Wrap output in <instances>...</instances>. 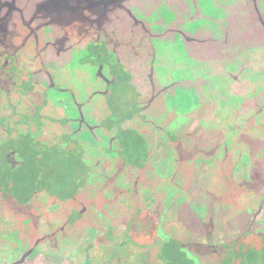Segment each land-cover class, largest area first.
Instances as JSON below:
<instances>
[{"label": "flooded vegetation", "instance_id": "obj_1", "mask_svg": "<svg viewBox=\"0 0 264 264\" xmlns=\"http://www.w3.org/2000/svg\"><path fill=\"white\" fill-rule=\"evenodd\" d=\"M29 36L0 42V264H264V233L195 173L251 177L253 113L198 118L213 105L180 59L173 105L163 83L149 102L104 41Z\"/></svg>", "mask_w": 264, "mask_h": 264}, {"label": "water", "instance_id": "obj_2", "mask_svg": "<svg viewBox=\"0 0 264 264\" xmlns=\"http://www.w3.org/2000/svg\"><path fill=\"white\" fill-rule=\"evenodd\" d=\"M22 29L35 46L45 34L104 41L131 75V86L149 102L163 83L173 105L180 59L195 75L196 104L213 105L210 117H201L197 106L198 118L234 120L229 113H238L240 121L253 113L260 140L246 145L254 150L248 156L254 180L245 175L241 182L235 173L227 182L223 174L207 181L196 168V184L202 190L214 184V191L224 193L219 200L226 201L221 215L231 219L228 225L250 223L264 233V0H0V42H10Z\"/></svg>", "mask_w": 264, "mask_h": 264}, {"label": "rangeland", "instance_id": "obj_3", "mask_svg": "<svg viewBox=\"0 0 264 264\" xmlns=\"http://www.w3.org/2000/svg\"><path fill=\"white\" fill-rule=\"evenodd\" d=\"M174 75H175V74H174ZM174 75H173V76H174ZM121 96H124V97H126L127 100H129V99L131 98V97H130V96H131V93H130L129 89L124 90V91L122 92ZM131 138H132V137H131ZM133 142H134L138 147H140V144H138V142H136L134 138H133V140L131 141V143H133ZM198 216H199V214H198ZM251 244H255V245H257V246H262V245H263L261 242H257V241H253V242H251ZM258 251H259V253H258V252L255 253L256 256H258V255L260 254L261 249H259ZM189 257H191V256H189Z\"/></svg>", "mask_w": 264, "mask_h": 264}]
</instances>
